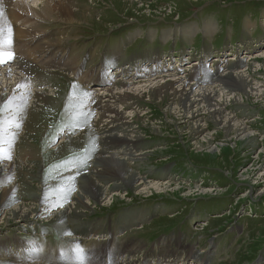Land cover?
<instances>
[{"label": "rangeland", "instance_id": "obj_1", "mask_svg": "<svg viewBox=\"0 0 264 264\" xmlns=\"http://www.w3.org/2000/svg\"><path fill=\"white\" fill-rule=\"evenodd\" d=\"M12 1L17 0H0V28H4L0 30V52H11L15 66H18H13V70L25 75L18 87L12 88L16 97L22 91L25 102L15 108L8 98L9 94L3 95L0 101V149L3 150L0 153V197H4L0 200V219L3 212L12 207L29 211V217L26 220H3L4 226L0 225V264H35L37 261L29 257L12 258L13 254L7 251L15 250L23 255L25 248H31V242L39 243L37 246L41 244L40 248L44 247L45 251L55 252V261L46 259L44 255L37 264H88L89 259L96 260L91 264H112L106 259L109 254L107 247L113 246L121 251L119 254L128 250L139 253L159 240L167 243L171 236L184 230L192 240L190 244L180 242L181 247L193 252L197 248L202 264H264V260L258 263L259 257H264V178L256 181L261 176L251 174L252 165L264 161L263 101L254 97L239 99L237 92L234 98L227 97L238 102L229 106L235 119L245 125L247 132L251 129L249 134L255 138L251 148L236 146L235 141L225 142L223 130L209 123L205 132L213 145L207 151L195 147L196 141H190L186 132L179 134L175 124L169 125L170 121L163 112L168 103L160 107L155 103L149 104L147 99L136 100L134 107L141 108L143 114L140 115L142 120L132 126L136 132H141L147 145L152 146V141L162 144H154L148 152L152 154L155 151L154 159L152 155L141 156L143 159L133 160L132 166L125 161L127 170L132 167L129 173L137 174L145 170H133L139 163L149 166L147 170L153 167L159 172L167 170V178L156 175L157 179L152 181L151 176L142 177L144 182H148L146 184L170 183L172 186H190L192 190L178 194L169 189L167 193L155 191L153 196L149 193V197H141L133 193L130 184L125 182L124 185L118 184V193H111V197H105L106 202L97 205L108 209L96 211V206L92 204L97 200L89 198V195L96 197L95 186H101V181L106 179L123 181L119 179L123 173L116 176L113 172L91 168L102 152H106L100 139L107 126L98 120L97 104L107 100L102 93H115L125 83L120 85L114 81L108 86V92L101 89L93 95L87 89V82L98 73L121 64L123 67H135L137 62L171 49L173 42L160 44L159 34L166 31L175 35L180 32L177 31L180 26L190 21H202L206 17L217 20L223 34H235L228 43L231 45L240 36L250 34L248 28L256 30L254 38L262 37L260 27L262 24L264 28V0H52L48 15H33L37 17L35 27L28 18L32 15L17 11ZM25 3L32 4V0ZM46 6L40 4L37 8L46 9ZM12 14H17L18 22L12 21ZM155 31L158 36L153 39ZM15 32L18 38L14 37ZM170 38L164 37L165 40ZM222 44L223 41H219L214 47L221 49ZM199 46L194 44L192 49ZM39 57H43L42 60ZM251 62L250 69L256 72L249 75V82L252 87L253 84L263 86L264 54ZM9 72L12 71H5L3 75ZM176 98L174 95L173 99ZM124 110L119 109L121 113ZM80 112L89 114L86 120L79 119ZM126 115L132 122V115L129 112ZM188 122L194 124L195 120L189 119ZM189 123L182 126L188 127ZM146 124L163 132L154 133ZM148 130L159 137L148 136ZM62 139L64 141L57 147L55 142ZM119 147L122 146L117 149ZM259 153L261 158L255 162ZM247 154L250 156L247 157ZM170 164L172 168L167 169ZM188 165L202 170L189 169ZM248 169L250 172L245 175L244 171ZM168 173H173V179ZM242 173L250 182L241 180ZM87 186L92 187L85 190ZM203 191L211 192L207 194ZM61 202L62 205L57 207ZM70 207L72 211H69ZM214 211L222 213L212 215ZM196 217L202 221L197 225ZM193 241L198 244L196 248L195 244H191ZM17 242H20L18 246ZM140 243L143 247L133 250V246ZM77 246L83 250L92 247L90 249L99 251L100 255L91 257L86 252L76 255ZM171 249L169 254L167 251L170 249L161 248L160 254L172 256L174 249ZM152 253L154 251L148 254ZM60 255L64 259L59 258Z\"/></svg>", "mask_w": 264, "mask_h": 264}, {"label": "bare ground", "instance_id": "obj_2", "mask_svg": "<svg viewBox=\"0 0 264 264\" xmlns=\"http://www.w3.org/2000/svg\"><path fill=\"white\" fill-rule=\"evenodd\" d=\"M17 1H15V2L12 1L13 3H15V4L12 3L13 5H15L13 7H15L16 10L19 11V12L26 13V14H28L30 16L32 15V17H29L28 16V18H29V20H32L33 21V22H30V23H33L32 25H34V27H35L36 22H37V17L35 18V17H33V15L36 14L38 16L39 13H41L44 16L48 15L50 13L49 10H50L51 4L53 3L52 0H32V4L31 3L30 4L27 3V5H26V3H25L26 0H20V1L17 0ZM38 2H40V3H38ZM40 4L41 5L44 4V6L47 5L46 6V9H44V7L42 9H38L37 7ZM129 5L132 6L131 3H129ZM0 6H1V4H0ZM65 8H66V6H65ZM56 10H59V9H56ZM13 11L14 10H12V12ZM51 11H53L52 8H51ZM12 15H13L11 17L12 18V21L13 22H18L19 18H17V14L16 15L12 14ZM26 17H27V15H26ZM70 20H72V19H70ZM22 22H25V21H22ZM30 23L28 22V26H29ZM0 26H2V25H0ZM22 26H25V25H22ZM28 26H25V27H28ZM10 28L12 30H14L13 27H10ZM2 29H4V28H2ZM2 29L0 28V30H2ZM5 30H6V28H5ZM17 32L14 33V37H17L18 38ZM9 34L11 35V33H9ZM29 38H31V37H29ZM13 41L15 42V40H13ZM27 41H28V39H27ZM2 48L5 49L4 47H2ZM20 48H19V50L22 49V48L21 49ZM32 48H34V47L32 46ZM27 52H29V51H27ZM13 58L10 59V60L6 58L3 63H0V101H2L3 98H1V97L3 95L9 94L8 98L13 101V104H14V106L16 108L17 106H20V105L22 106L24 104L25 98H24V96L22 97V91H21V95H19L18 97H16V94L15 93L14 94L12 93V88L13 87H16L20 82H22V80H23V78H24L25 75L23 73L22 74L21 73H18L17 71H15V69L13 70V68H14L13 66H15V63H16V61H14ZM21 58H23V57H21ZM39 58H41V60H42L43 57H39ZM47 59H46V61H47ZM221 60L222 59H218V60L215 59V60H211L210 62H216V61L220 62ZM33 63H32V65H33ZM27 65H29V64H27ZM225 67L228 68V69H231L233 67V65L228 64ZM6 70L7 71L8 70H11L12 72H9L8 75H3ZM16 70H18V69H16ZM20 71H23V70H20ZM97 76L98 75H95L94 77H92L89 80V81H91L93 83L91 85L99 86L102 83H107L109 81V79L113 75H112V73H110V74H107L106 77H102V76H98L97 77ZM224 77H227V78L224 79ZM195 80H196V82L198 84H203L204 83V80L201 77L196 76L195 77ZM259 83H260V81H259ZM28 85H29V83H28ZM263 86H257L256 84H253V87H252L251 84H250V82H249V79H247V76H244V75H240L238 73H235V74H228V75L222 76V78H221V84L217 86V90L214 89L213 87H209L207 89H202V88H199V87H195V86L191 85L190 83H187L186 81L181 80L180 78H170V77L161 78V77H156V78L150 79V81L145 82L143 84H137V83L136 84H131V83L128 84V83H125L124 85H122V86H120L118 88L119 90L118 89L115 90L116 91V92L114 91L115 93H113V92L112 93H108V95H106V93H102V95L105 96L104 98H106L107 100H105L103 102H100V104H97V110H99V119L98 120L103 121L102 123H104L107 126V127L104 128V131L102 133V138L100 139V143L102 144V147L106 148V152H102L101 157L98 159L97 162L92 163V165H91L92 167L91 168L95 169V171L96 170L97 171H100V170L103 171V170H105V173L113 172L114 174H116V176L118 174H121V176H122V173H123V177H120L119 178V179H121L123 181L122 182H120L118 180L106 181L107 179L106 180H102L101 181L102 182L101 183V186H99V185H96L95 186V190H94L95 192L94 193L96 194V197L94 198V196L92 197L91 195H89V198L90 199L97 200V202L96 203H93L92 206L94 205V206L97 207V205H100V203H102L104 201L106 202V200H105L106 195L111 194V193H113L115 195L116 193H118L119 192L118 184H120V185L123 184L124 185L125 182H128L130 184V187L129 188L132 190L133 193H137V196L140 195L141 197H149L150 196L149 193H152V196H153L155 191L156 192L162 191V192H166L167 193L169 191V189L173 190L174 192H176L178 194H181L183 191L192 190V187H190V186H185V185H181V186L180 185H173L172 186V185H170V183L163 184V185L160 184L161 186L160 185H155V183H153V185L146 184L148 182H144V178L143 177H141V176L139 177V175L137 176L135 174V172L129 173L132 170V167L129 168L130 170H127L128 167H127V165H126L127 163L125 161H127V162L129 161L128 164L131 165V162L133 160H135V158L137 157L138 154H139V156H141V155H144V156L145 155H152V156H154L155 155L154 154L155 151H152V154L151 153H148L149 151H151L150 149L152 148L153 145L152 146L151 145H147L146 142H145V140H144L145 138H143L140 135L141 132L140 133L138 131L136 132V129L132 126L134 123L138 122L139 120H142V118H140L141 117L140 115L143 114V111L141 110V108L134 107L135 104H136V100H138V101H144L145 99H147V101L149 102V104L150 103H155L156 105H158L160 107H162V105H165V103H168V106L165 107V110L163 112H164V114H166V116L168 117V120L170 121L169 125L175 124L176 127H177V130H178V133L179 134H182V133L186 132V135L187 134L189 135L188 137L190 138L189 139L190 141H193V142L196 141L195 142V147L198 146L197 148H199V149L204 148L207 151H209L211 149L212 145H213L209 141V139H208L209 135L205 133V128L208 127V125H210L209 123H212L214 126H218L219 129H221V131L223 130V132L225 134V137H223V138H224V140H227L225 142H228L229 141V143H232L233 141H235V145L236 146L238 145L239 147H241L242 145L243 146H246L247 145L248 147L251 148V145H253L251 143H253V140H255V138L253 136H250V134H249V131L251 129L247 132L245 130V128H244L245 125L243 123L239 122L238 120L235 121L234 119H232L228 115V113L226 112V109H227L228 104H236V103H238V102H236V100L234 101V100L231 99V98H234L233 96H235L236 92H237V95L236 96L239 99L246 98L248 100V99L254 97V99H256L257 101H263L264 102V87ZM113 87L114 86H112V88ZM27 90L30 91L31 88L28 87ZM218 91H223V92L219 93ZM174 95L177 96L176 100L173 99ZM228 96H231L230 100L227 98ZM55 97H56V95H55ZM96 98L99 99L98 96H96ZM97 101H99V100H97ZM96 103L97 102L94 103L95 106H96ZM102 103H105V104H102ZM120 108H123V110L125 109L124 112L121 113L119 111ZM126 111L129 112V115H132V122H129L128 115H126L127 114ZM9 117H10V115H9ZM189 119L195 120L194 124H190L188 122ZM186 123H189V124H187L188 127L182 126V125H184ZM180 125H181V127H180ZM213 125H211V126H213ZM109 126H111V127H109ZM147 126L150 127V125H147ZM8 128H10V127H8ZM150 128L154 131V133H156V132L157 133L158 132H163V131H159V129H157L153 125ZM100 130H102V129H100ZM164 141L166 142L167 140H164ZM118 146H122V147H119V149H117ZM140 148H142V150H144L143 153L140 152V150H139ZM114 149H116V151H114ZM210 152H213V150L210 151ZM35 153H36V151H35ZM219 153L221 154V152H219ZM260 153H262V152H260ZM260 153H259V155H257V157L255 155V157H256V161L255 162H257V160L261 158V154ZM98 155H100V154H98ZM28 156H29V154H28ZM35 156H37V155H35ZM249 156H250V154H247V157H249ZM139 159L141 160L143 158H140L139 157ZM263 162H262V164L259 163L260 165L259 164L255 165V163H254L252 165V167H251V169L253 170L252 173H251L252 175L254 173V175H257L258 174L259 176H261V178L260 179H256V181L257 180H262L264 178V163ZM123 170H127V172L126 171L123 172ZM249 172H250L249 169L246 170V171H244L245 175H246V173L248 174ZM142 175H143V173H142ZM153 175H158V176H161V177H166L167 176V173H165L163 171L159 172V171H157V169L154 170L152 168V171L148 174V176L154 177ZM245 175H243V173H242V175L240 177L241 180L249 181L248 179H246L247 176H245ZM169 177L173 179L172 176H169ZM139 180H141L142 182H140ZM254 183H255V180H254ZM157 184H159V183H157ZM91 187L90 186H87L85 188V190H87V188H91ZM254 191H256V190H254ZM210 192L209 191H205V192L203 191V193H207V194L210 193ZM86 193H87V191H86ZM10 194H12V193H10ZM6 195L7 194H5V196ZM66 195H64V196H66ZM86 195H88V193ZM1 196H4V195H1ZM3 198L4 197H0V200H2ZM77 200H79V199H77ZM109 202H110V200L107 201V203H109ZM86 205L88 207L90 206V204L88 202L86 203ZM104 205L106 206L108 204L104 203ZM6 206H7V204H6ZM72 210L73 209L70 207L69 208V211H72ZM35 212H36V210H35ZM58 212H60V211H58ZM28 217H29V211H27V210L24 211L20 207H12L10 210L7 209L6 212H3V214L1 215V219H0V225L4 226L3 224L5 222H3V220H7V221L8 220L9 221H12V220L13 221L14 220H26ZM37 222H38V220H37ZM5 238H6V236H5ZM23 243L24 242L22 241V244ZM176 243L177 244H180V241H177ZM16 244L18 246L20 244V242L19 243L17 242ZM37 244H39V243H33V242L30 243L31 248L27 249V251L25 252L26 253V257L25 258L29 257V258L32 259V261H40L42 259V257L45 255L46 259L48 257V259H50V261H55L54 260L55 256H53L55 252H53V251H51V250H49L47 248H46L47 251H45L44 247H42V249L40 248L41 244H40V246H37ZM142 247H143V245H141V244L140 245H137V246H133V250H135V249H141ZM181 250H184L185 251L187 249L183 247V249H181ZM7 251H9V252H11V254H13V256L10 255L12 258L14 257L15 259L17 258L18 260L21 259L20 257H21L22 254L18 253L17 251H15V250L11 251L9 249H7ZM90 251H91L92 257H97L98 256V252H96L94 249H90ZM187 251L193 253V251H191V249L190 250H187ZM22 252H24V251H22ZM111 252L113 254V259H114V255L117 253V250H115L114 248H112ZM165 252H166V250H165ZM167 252H169V251H167ZM205 256H206V254H205ZM205 260H206V258H205ZM89 261H91V260L89 259ZM198 264H200V262H198Z\"/></svg>", "mask_w": 264, "mask_h": 264}, {"label": "crops", "instance_id": "obj_3", "mask_svg": "<svg viewBox=\"0 0 264 264\" xmlns=\"http://www.w3.org/2000/svg\"><path fill=\"white\" fill-rule=\"evenodd\" d=\"M201 22H203V24H199ZM177 31L180 32L175 35L167 34L166 31H162L159 34L161 37L159 42L167 44L168 41L165 40L164 37H171V39H168L169 42H173L171 49L177 50L178 48H185L191 45L193 47L194 44H198L200 45L199 48L205 49L219 43V41L232 40L235 36V34H223L220 23L209 17H206L202 21H190L188 24L180 26ZM155 36L157 38V31H155ZM240 39L248 41L249 34L240 36Z\"/></svg>", "mask_w": 264, "mask_h": 264}, {"label": "snow or ice", "instance_id": "obj_4", "mask_svg": "<svg viewBox=\"0 0 264 264\" xmlns=\"http://www.w3.org/2000/svg\"><path fill=\"white\" fill-rule=\"evenodd\" d=\"M6 58L9 59V60L12 59L13 58V54L11 52H9V53L0 52V63H3ZM85 95H87V93H85ZM88 115L89 114H87V113L80 112L79 119L86 120ZM2 151L3 150L0 149V153H2ZM61 205H62V202H61V204H58L56 206L59 207ZM75 252L77 253V255H83L84 250L82 248H80L79 246H77L76 249H75Z\"/></svg>", "mask_w": 264, "mask_h": 264}, {"label": "built area", "instance_id": "obj_5", "mask_svg": "<svg viewBox=\"0 0 264 264\" xmlns=\"http://www.w3.org/2000/svg\"><path fill=\"white\" fill-rule=\"evenodd\" d=\"M262 54H264V50L262 51ZM261 54V55H262ZM248 66L250 65V66H252L253 64H249L251 61H250V58H248ZM252 63V62H251ZM252 72H256V71H252ZM240 75H244V76H247L246 74H242V73H240ZM247 79H249V76H247ZM219 84H214L212 87L214 88V89H216L217 90V86H218ZM199 88H202V87H199ZM207 88H209V87H207ZM207 88H202V89H207ZM219 93H221V92H223V91H218ZM229 106H230V104H228V106H227V109H226V112L228 113V115L232 118V119H234L235 121L237 120V119H235V115H234V113L229 109ZM208 129V128H207ZM207 131V130H206ZM206 133V132H205Z\"/></svg>", "mask_w": 264, "mask_h": 264}]
</instances>
